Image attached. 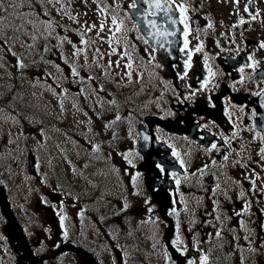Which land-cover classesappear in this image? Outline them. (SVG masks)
<instances>
[{
	"label": "flooded vegetation",
	"instance_id": "af4514ba",
	"mask_svg": "<svg viewBox=\"0 0 264 264\" xmlns=\"http://www.w3.org/2000/svg\"><path fill=\"white\" fill-rule=\"evenodd\" d=\"M248 3L249 0H240L239 4L234 0H191L187 5L188 23L192 29L188 36V48L195 49L201 42L204 47L202 52H193L192 68L183 80L178 76V73H183L184 61L188 58L187 52L179 50L183 47V36L178 32L177 36L169 38L177 44V48L172 51V63L168 64V56L153 52L149 44L137 39V20L129 14L128 6L122 7L119 12V19L130 30L127 32L129 43L136 45L140 66L134 65L135 72L148 78L143 99L150 110L138 112L137 121L128 137H120L119 149L113 151L111 156L106 155L107 174L103 190L90 184L87 194L103 202L105 218L111 216L109 213L113 211L117 217L124 214L120 204L126 195L134 198L138 221H157L155 224L147 222L150 235L147 264H185V256L196 259L202 254L209 255V264H241V256L244 264H264V247L260 246L264 243V228L261 227L264 224V169L261 167L264 161L258 155L260 148L264 147L261 140V136H264V107H261L264 93L253 95L264 88V82L258 72L245 68L243 75L246 79L243 84L238 83L241 73L237 70L245 63H251L247 59L249 55L264 62V49L259 47L260 42L264 41V0H252L249 12H245L244 6ZM250 13H258L255 20L251 19ZM241 18L246 23L240 24ZM209 22L213 25L211 28L207 27ZM177 27L182 28L183 25ZM205 54L210 58L208 63L216 75L206 91H197L193 96L188 86L199 89L201 81L208 75L204 66ZM157 69L160 81L156 90L151 87L156 83ZM259 69H264V63L259 65ZM146 115L159 118L165 124L156 119L146 122ZM233 132L237 133L235 137L232 136ZM141 133L149 137L142 145L146 160L137 147ZM224 137L230 139L231 146L225 143ZM212 143L217 144L219 151H205ZM173 148L184 160L185 167L182 168L179 160L173 156ZM125 153H131L128 156L131 164L125 159ZM224 155H229L227 162L223 161ZM213 160L216 165H212ZM234 161H240V164H234ZM158 164L164 168L163 172L157 167ZM205 164L209 168L205 170L206 174L201 175L198 169ZM241 164L246 167H241ZM147 168L156 174L157 182L153 185L148 183ZM253 170L259 178L253 175ZM173 173L180 179L179 185ZM137 174L134 183L133 177ZM185 176L188 178L185 179ZM246 176L248 179H245ZM249 180L256 183L254 191H250L252 186ZM217 183L220 191H216ZM160 191L168 195L167 200H163L165 215L158 201ZM241 191L245 192L243 198L239 195ZM136 192L139 194H134ZM56 194L59 196L58 192ZM146 200L148 204H145ZM214 201L219 202L217 211H213L217 207ZM245 201L251 204V208L248 213L237 217L234 212L240 211ZM108 202L115 205L114 210L110 211ZM149 206L153 208L151 213L147 211ZM172 208L177 209L179 216L169 214ZM217 216L220 217L219 221ZM241 219L247 222L249 231L241 227ZM177 220L183 238L180 247L189 249L185 256H181L171 244L176 236ZM217 230H221L222 239L215 238ZM245 236L249 239L246 240ZM234 237L237 239L234 240ZM143 243L144 240L140 238L138 247ZM237 245L243 248L242 252ZM35 248L33 244L29 245V254L24 255L27 264H39L36 262L38 256ZM250 248L258 250L249 251ZM165 252L171 257L170 260L165 258ZM0 261L10 264L7 258Z\"/></svg>",
	"mask_w": 264,
	"mask_h": 264
},
{
	"label": "snow or ice",
	"instance_id": "6c2138e0",
	"mask_svg": "<svg viewBox=\"0 0 264 264\" xmlns=\"http://www.w3.org/2000/svg\"><path fill=\"white\" fill-rule=\"evenodd\" d=\"M84 4L87 5L88 0H83ZM191 0H132V3L128 5V8L132 10V16L135 17L137 20V23L135 25V31L139 33L137 36V39H142L145 44H149L152 48V51L155 52L159 49H164L165 51L168 50L166 45L168 47H171L174 45V41L169 39L170 37L177 36V33L179 32L183 36V47H181L179 50L181 52H187V59L184 61V71L183 73H178V76L181 80L188 77L189 69L192 68V56L193 52H202L203 51V43L197 44L195 49H189V40L188 36L191 34V27L188 23L189 16L188 11L189 7L187 5H190ZM240 0H234V3L239 4ZM71 3L72 0H67V5L65 4V0H0V68L5 69V74L8 79H12V73L8 71V65H11V67H14L17 70V75L15 79L23 82L25 79H27L25 74V69L29 67V63L36 64L37 61L33 59L32 61L28 62L26 57L36 56L39 55L40 60H42L45 64L51 65L55 69V73L53 72H45L42 76L36 77L34 81H29L33 84V87H41L45 91L50 92L54 97L58 99V102L60 104L61 108V114L64 112V102L65 100L70 98V93L68 88H64L63 81H66L69 79V76L72 78H75L72 80V83L78 84V85H87L88 82L96 81L98 80V77L93 76L91 74L87 76H82L80 72V65L76 63L75 60H72L71 62L63 55L62 47L65 42L72 45L73 57H80L81 55L84 56V68L91 67L92 65H95L96 67L103 68V75L106 78H115V74L113 73V61L108 60L106 64H101L100 61L104 59L105 54L100 51L99 47H96L95 51L93 52L92 57V65L88 64V56L86 49L91 47L93 44L96 43L95 40H93L91 37H88L87 34L92 32L93 30L96 31V36L98 39L103 40V37L101 36V33L104 32L105 26H106V20L105 16L111 17V27H109L108 31L111 33V35L108 37L106 43H108L111 51L107 54L108 56L112 55H118L120 59L115 61V67L119 68L121 61L126 60L127 62L124 63L123 68L126 69V71L123 73V76L121 79H123L124 76L127 77L128 82H132V74L135 70L134 65L140 66L138 62V57L136 55V45L135 43H132L129 45V40L127 36V32L130 31L129 29H126L124 27V21L122 19H118V14L121 8V5L118 3H115V0H113L112 4H108L107 0H92V3H95L97 5L98 12L102 15V18L100 20L99 28H97L95 23L89 24L88 21H84V23L81 25V31H78L76 34L80 37V45H83V47L77 46L75 42H73L71 39H69L67 36H60L59 33H56V29L62 28L64 26L60 25L58 21L54 19L52 16V12L55 11L60 16H67L68 19L72 20L74 23L79 22V14L72 15L71 11ZM252 4V0H249V3L244 6V11L249 12L250 6ZM143 5V6H142ZM146 6V7H144ZM26 9V10H25ZM179 13V15H177ZM84 15H87V13H84ZM125 15L127 16L128 13L126 12ZM251 19L255 20L258 13H250ZM246 23V21L241 18L240 24ZM178 25H183L182 28H178ZM213 25L211 22L208 23V28H211ZM64 31H69L66 27L64 28ZM54 33L55 36L53 35ZM117 33H120L121 35H117ZM24 37H28L32 41V43H28ZM87 37V38H86ZM44 39L45 41H48L50 39H56L57 44L56 45H49L48 43H45L42 46L41 50L36 49V42L39 39ZM198 39V37H197ZM19 44V46L24 50L23 52H16L15 47ZM123 45V50L118 52L117 48L119 46ZM219 46V45H217ZM259 47L261 49H264V41H261L259 44ZM52 48H56L60 51V59L63 60L64 64L68 65V68L70 69V73L68 75H65L64 70L61 68L60 64H57L55 61L47 59L44 55L45 53H48L52 50ZM10 54L12 57L15 58V63L12 64L11 61L7 60V56ZM56 53H53L55 55ZM151 59H155L154 56L151 57ZM210 58L207 54L204 56V66L208 71L207 77L204 78L203 81L200 83L199 89H193L191 85H189V89L191 91V94L194 96L197 91H206L208 89L209 84L212 82L213 78L215 77L216 73L212 71L211 65H209L208 60ZM235 59V57H233ZM248 61H251V63H245L242 65L239 69H237L241 73L240 80L238 83L243 84L246 77L243 75L245 68H252L253 72H258V75L262 82H264V69H259V65H261L262 61H257L254 59L252 55H249L247 57ZM160 65H157L159 67ZM259 69V71H258ZM139 75V73H138ZM4 76H0V79H4ZM52 79L53 84L55 87H53V84H48L47 80ZM43 80V83L41 82ZM234 86V85H233ZM14 85H9L8 87H5L4 85H0V121L4 122H11L13 124L19 123L20 121V114L16 112L14 107L15 104L23 105V95L20 94L19 100L17 99V94L14 92ZM57 89H60L59 92H57ZM99 91H104L103 85L100 86ZM88 92L87 87H80L79 91L75 93L76 96H84L85 99H87L86 93ZM262 93H264V88H261L259 92H254L253 95L260 96ZM11 94V95H9ZM92 95H97L98 92L95 87H92L91 89ZM34 97L36 96V93L32 94ZM110 95V94H109ZM190 97H184V99H189ZM99 99V97H98ZM211 103V98L210 101ZM111 104H115V100L109 101ZM5 104L8 105L12 110L9 111L8 108L5 107ZM27 107H41L40 105H33L29 103L28 105H25ZM214 106V105H213ZM72 107L76 109V111H81V109L78 107L77 102L75 99L72 101ZM261 107H264V104L261 105ZM243 111V108L240 109ZM172 113H168V115H171ZM87 115V113H85ZM253 115L255 116L256 113L253 112ZM121 119L120 115H116L115 120L111 121L109 124H106L105 127H110L111 124H115L117 121ZM89 123H91V120H89ZM264 127V125H262ZM2 131V129H0ZM91 131V129H89ZM41 135H45L44 130L40 129ZM237 135L236 132H233L232 136L235 137ZM21 136H24V133L18 132L16 139L11 138V133H9V139L7 141L8 145H17V142ZM145 141L149 139L147 135H144L142 137ZM261 140L264 141V136H261ZM224 141L226 144H230V139L228 137H224ZM73 144L76 143V141H72ZM59 148L60 145H57ZM169 147H172L169 145ZM212 150L219 151V148L216 143H212L210 148H206L205 151L211 152ZM14 149L9 150V155H12V152ZM63 152V149H61ZM92 151L97 152L99 151V145L93 144L92 145ZM173 156L177 158L180 162V166L183 168L185 167V162L183 159L180 158L179 153L173 148ZM131 155V153H125L124 157L126 160H128V156ZM230 155V154H229ZM229 155L223 156V161L227 162L229 159ZM261 160L264 161V147L260 148V151L258 153ZM67 159V157L65 156ZM68 163L71 165V161L69 160ZM128 163L131 164L132 161L128 160ZM234 164H240V161H234ZM212 165H216V161H212ZM224 165H221L223 167ZM241 167H246V165L241 164ZM85 168L88 167L87 164L84 165ZM158 168H160V171L163 172L164 168L161 167V165H157ZM262 169H264V165H261ZM209 168L208 164H205L203 168L198 169L201 175L206 174L205 170ZM72 171L75 173L77 171L76 167L72 166ZM139 174L137 176L133 177V182L137 180ZM253 175H256L257 178H259L258 174L255 173V170H253ZM173 177L176 179L177 185L180 184V179L177 177L176 173H173ZM185 179L188 177L185 176ZM245 179H248L246 176ZM43 182V180L41 181ZM236 183H239V181H235ZM249 183L251 184L250 191H254L256 189V183L254 180H249ZM216 191H220V185L219 183L215 186ZM138 195L139 193H134ZM262 194H264V186H262ZM240 197L243 198L245 196V192H240ZM149 202L146 200L145 204H148ZM175 203V202H174ZM218 201H214V205L217 207L213 208V211L218 210ZM129 205L127 202L124 203L123 207L121 208V211H126L128 209ZM251 208V204L248 203V201H245L243 208L240 211L234 212V214L237 217H241L244 214L249 212V209ZM147 211L151 213L153 211V208L151 206L148 207ZM262 213H264V210H262ZM170 215H176L179 216V212L176 208H172ZM82 215V213H81ZM65 217L63 215H60V221L61 226L63 227V221ZM218 221L220 219L219 216L216 218ZM145 222H151L153 224L157 223L155 220H149ZM195 223V221H193ZM242 228H244L245 231H249L247 228V222L243 219L239 221ZM262 228H264V224L261 225ZM65 238L67 237V232L64 233ZM3 237H0L2 239ZM215 238L222 239V232L221 230H217L215 232ZM234 240L237 239L236 237L233 238ZM245 239L248 240L249 237L245 236ZM197 243H200L199 240L196 241ZM183 243V238L181 235V225L179 220H177L176 223V236L175 239L171 241L172 246L175 248L177 252L181 256H185V254L189 251L188 248H182L180 245ZM261 247H264V243L260 245ZM237 249L239 251H243V248L240 245H237ZM258 249L250 248L249 251H257ZM165 258L170 260L171 257L168 256V253L165 252ZM186 264H209V255L208 254H202L196 259L188 258L185 256ZM178 264V262H177ZM241 264H244V258L241 256Z\"/></svg>",
	"mask_w": 264,
	"mask_h": 264
},
{
	"label": "rangeland",
	"instance_id": "374dc122",
	"mask_svg": "<svg viewBox=\"0 0 264 264\" xmlns=\"http://www.w3.org/2000/svg\"><path fill=\"white\" fill-rule=\"evenodd\" d=\"M108 4H112L113 0H107ZM115 3L121 5V8L129 5V0H115ZM84 5V10L86 12L92 11L96 6L95 3H92V0H89L87 5ZM96 12V11H95ZM72 15H77L73 14ZM64 19H61L59 16L54 17L60 25L64 26L62 28L56 29V33H59L60 36H67L69 38L70 34H76L78 31H81V25L84 23L86 16L79 12V22L74 23L72 20L68 19L67 16H64ZM97 28H99L100 21L96 16L94 18ZM69 29V31H64V28ZM54 33L53 35L55 36ZM77 35V34H76ZM88 37H91L96 41L91 47H99L100 51L105 54L103 59L104 62L110 59L113 61V70L123 71V65L126 61L122 60L120 67H115V61L120 59L118 55L108 56L107 54L111 51L108 44L105 42L106 31L104 30L101 33L103 40H100L96 36V31L87 34ZM78 40L75 42L77 46L83 47L80 45V37L77 35ZM87 38V37H86ZM28 41V37H24ZM70 39V38H69ZM44 39H39L38 42ZM49 45H56V39H50L47 41ZM89 47V48H91ZM15 51L18 50L15 48ZM54 51L60 55V51L54 48ZM63 55L68 58L71 62L76 59L72 56L73 48L72 45L65 42L62 47ZM118 51V50H117ZM119 52V51H118ZM91 58V57H90ZM14 57L10 54L7 56V60L13 61ZM52 60L57 64H60L61 68L64 70L65 75L70 73L68 65L64 62L57 60L55 56H52ZM77 64L82 65V61L77 59ZM80 72L82 76H87V71H84L80 67ZM35 76H32L31 79L26 80L25 84L27 85L28 90L31 94L36 93L35 97L40 98L46 103V106H43V111L49 113L51 118V133L46 136L43 135L42 138L38 140L36 138V143H34V174L36 175L34 183L30 181L27 182L25 177H20L19 179L11 177V171L7 170V164L9 158L13 155H9L10 149H15L16 145H8L7 141L9 135L4 130L0 133V142H3L5 147H2L0 144V173L4 178V182L8 188L9 203L12 210L18 215V217L25 223L32 221L34 226V231L41 230L42 233L38 235L45 240L46 244H54L55 241L64 239V233L69 234V230H73V236L77 233H80L78 236L80 239H83L87 234L90 236L93 250L96 255L101 260L102 264H137L134 254L135 250V241L137 238V233H135L137 227V220L134 217H125L122 221H110L108 226H104L105 222L102 221L101 210L102 202H97L95 199L90 198L89 196L85 197L86 191V182L88 180L87 172L85 171L84 165L90 164V161L96 162L100 160V154L102 151H105L106 148H102L104 144H108L109 148L107 149H116L114 136L111 135L119 126V121L115 124H111L110 128L107 131L105 127V112L97 113L94 112L91 117V123L87 120L86 117L82 116V111L84 107L90 106L92 104L96 107L95 99L97 95L91 94L92 87L96 88L94 81L88 82L87 85H78L72 83V78L69 76V79L63 81V87L69 89L70 98L64 102V112L61 114L60 104L58 99L54 97L50 92L45 91L41 87H33V84L29 81H34ZM43 83V80L41 81ZM48 84H53V81L47 80ZM53 87L55 85L53 84ZM77 88L74 92L73 88ZM80 87H87L88 92L86 93L87 99L84 96H76L75 93L79 91ZM60 89H57L59 92ZM99 96V89H97ZM73 99L76 100L78 107H81V111H76L72 107ZM109 97H107V103H109ZM111 114L119 115L115 110H109ZM110 120H115L114 117H110ZM108 121V120H107ZM111 121H108V124ZM120 128L122 127L119 126ZM91 129V131H89ZM122 134H128V131L123 128ZM7 137V138H6ZM12 139L16 137L11 136ZM72 141H76L75 144ZM24 142L26 145V140H21L19 138L18 143ZM99 145V151L93 152L92 145ZM102 144V145H100ZM57 145H60L58 148ZM27 146V145H26ZM102 146V147H101ZM63 149V152L61 151ZM20 152V150H17ZM28 156V155H27ZM26 156V157H27ZM67 157V159L65 158ZM25 157V160H26ZM71 161V165L68 161ZM60 169V188L62 192H66L65 198H62V201H58V195L55 193V174L54 166ZM75 166L77 171L73 173L72 166ZM27 166V163H26ZM57 171V169H55ZM43 180V182H41ZM41 187L40 190L36 192V187ZM76 186L77 188L72 191L76 196L70 198L72 192L66 191L70 187ZM58 187V186H57ZM49 191L45 194V189ZM65 190H64V189ZM49 198L45 201L44 197ZM85 197V198H84ZM125 202L128 203L130 209L134 208L133 196L127 197ZM41 199V200H40ZM70 199L72 200L69 203ZM75 200H77L75 202ZM125 202H121L120 207L124 205ZM107 207L111 210L115 209V205L112 202H108ZM94 210L98 216L93 218L91 211ZM82 213V215H81ZM60 215L65 217L63 221V227L61 226ZM59 226V230L58 227ZM101 226L103 231H101ZM44 232V233H43ZM7 224L4 219L0 216V255L9 254L6 253L5 246L7 241ZM84 241V240H82ZM148 245V239L146 238V250ZM115 249L119 250L120 257L117 258L115 254Z\"/></svg>",
	"mask_w": 264,
	"mask_h": 264
},
{
	"label": "trees",
	"instance_id": "16d2710c",
	"mask_svg": "<svg viewBox=\"0 0 264 264\" xmlns=\"http://www.w3.org/2000/svg\"><path fill=\"white\" fill-rule=\"evenodd\" d=\"M74 4V2L71 3V7ZM32 43V42H30ZM19 52H23L24 50L19 46V44L16 45L15 47ZM36 49L41 50L42 45L36 42ZM51 51L48 53H45L44 55L48 59L49 55H51ZM27 61L30 62L33 59L37 61L36 64H31L29 63V67L25 69V74L27 79L30 78L32 75L36 74V70H43L45 71L47 69L48 72H55L52 70V68L48 65L45 64L42 60H40L39 55L36 56H27L26 57ZM12 64L15 63V58L13 61H11ZM45 69V70H44ZM8 71L12 73V79H8L6 74H5V69L0 68V76H4V79H0V85H4L5 87H8L9 85H14V92L17 94V99L19 100L20 94L23 95L24 101L23 105L20 104H15L14 102V107L16 112L20 114V121L19 123H11V122H4L0 121V129L4 130L7 132V135L11 133V136L16 137L18 132H23L24 136H21V140H27L32 138L34 135L40 133V129L42 127L41 123H38V118L41 113V107H27L25 105H28L29 103L33 105H40L41 106V100L38 97H34L29 90H27L24 86V81L21 82L17 79H15L17 75V70L14 67H11V65H8ZM25 79V80H27ZM2 90V89H0ZM11 95V94H9ZM5 107L8 108L9 111L12 109L8 107L7 104H5ZM25 128V129H24ZM1 133V131H0ZM21 150V153H24L26 150V145L24 142H20L15 146V150ZM60 259H58V264H84L83 261L81 260V256L76 253H71V252H64L59 255ZM56 259V258H55ZM49 264H54V259H52Z\"/></svg>",
	"mask_w": 264,
	"mask_h": 264
},
{
	"label": "water",
	"instance_id": "95a60500",
	"mask_svg": "<svg viewBox=\"0 0 264 264\" xmlns=\"http://www.w3.org/2000/svg\"><path fill=\"white\" fill-rule=\"evenodd\" d=\"M31 160V158H29V161ZM0 203L2 205V208H3V211H4V214L6 216V218L10 221L9 222V228H8V231L12 234V236L16 239V244L21 246L22 249L24 251H27V245H26V242H25V239H24V236L21 232V228L19 226L18 223H16L14 220H13V216L12 214L9 212L8 210V207H7V202L5 200V194H4V189L0 183ZM71 249V250H74V251H79L80 249L74 247V246H71V245H63L61 247H59L58 249H56L55 251L53 252H57L59 250H62V249ZM19 254H22L21 252H19ZM86 263L87 264H98L96 262V260L94 259L93 256L87 254V260H86ZM17 264H25L21 258H19L18 260V263Z\"/></svg>",
	"mask_w": 264,
	"mask_h": 264
}]
</instances>
